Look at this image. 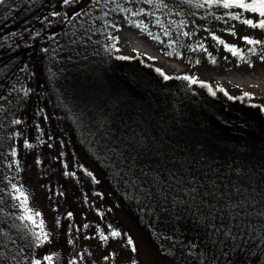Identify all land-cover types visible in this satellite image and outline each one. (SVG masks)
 I'll return each mask as SVG.
<instances>
[{
	"label": "trees",
	"instance_id": "1",
	"mask_svg": "<svg viewBox=\"0 0 264 264\" xmlns=\"http://www.w3.org/2000/svg\"><path fill=\"white\" fill-rule=\"evenodd\" d=\"M164 2L170 7L137 0V8L121 11L110 0L69 13L60 0H4L0 149L20 126L32 146L26 151L41 152L47 167L71 160V190L121 209L136 221L145 244L173 264H264V113L249 106L260 104L229 100L220 91L213 96L199 83L175 79L203 81L188 70L164 80L152 60L137 54L118 60L113 50L116 30L126 25L189 69L264 72V43L205 40L191 22L210 20L231 33L247 26L244 19L260 18L239 9L198 7L196 0ZM247 27L253 34L245 37L264 42V30ZM46 112L55 115L57 126L47 123ZM16 119L21 123H12ZM49 129L53 138L46 135ZM1 156L0 193L7 188ZM10 212L0 206V264H9L10 253L11 264H22L21 245L34 248L37 242L23 241L25 231L14 230ZM55 256L60 264L62 255Z\"/></svg>",
	"mask_w": 264,
	"mask_h": 264
},
{
	"label": "rangeland",
	"instance_id": "2",
	"mask_svg": "<svg viewBox=\"0 0 264 264\" xmlns=\"http://www.w3.org/2000/svg\"><path fill=\"white\" fill-rule=\"evenodd\" d=\"M103 2L104 0H100V3H95L94 0H76V7H73L72 3L65 5L63 0H60L59 6L60 8L65 7L71 13L78 6L90 7V5L96 6ZM115 4L119 5L120 9L137 8V0H116ZM168 6L170 7V4ZM172 8L176 9V4H173ZM150 20L151 18L147 22ZM181 20H185V18L183 17ZM191 22L194 31L201 38L208 40L210 36H217L236 46L240 45L242 37L253 34V31L247 26H237L231 33H225L221 24L210 20L193 21L192 19ZM135 24L137 27V17ZM125 26L116 30L114 34L113 50L115 55L131 57L137 54L146 57L152 60L156 68L161 69L166 75L184 73L188 70L200 80L209 83L210 86L223 88L230 95L248 92L252 96V99H248L249 102L264 106V72L261 68L237 71L215 69L202 65L189 69L182 62L166 59L156 48L139 37L140 33L137 32V28L131 29ZM65 37L64 34L62 39ZM117 49L119 50L117 51ZM45 116L47 123L51 120L53 125H58L57 118L55 115L51 116V112H46ZM64 122L63 120L62 123ZM46 135L53 138L52 130L49 129ZM11 138H15L14 143ZM7 140V146L0 149L1 160L4 162L2 170L4 168L5 173L2 184L7 187L4 192L3 188L1 189L2 204L0 206L14 211L9 213L12 214L11 217L15 221L12 222L14 230H24L23 241L30 244L31 238L34 239L33 233L38 232L39 229L34 228L27 221L21 222L18 219L23 214V209L20 206V201L13 199L17 193L12 186L16 185L27 194L28 207L33 210V213L36 211L41 213L37 219L43 220L44 231L48 233V241L39 247L35 244L34 253L32 244L21 245L22 251H24L21 259L22 264H32L35 258H42L41 263L48 264L44 260L46 255L52 256V264H56V254L62 255L59 260L60 264H132L133 261L136 264H173L165 256L157 255L149 245L145 244L136 221L128 217L121 209H114L108 201H104L98 196L87 192L79 193L81 194L79 195L71 190L70 179L68 175H65L69 172L71 160L60 158L61 161L57 162V165L45 166L41 152L36 151L35 154L33 151H26V134L20 126L13 129V135L10 131ZM1 145L2 143H0V147ZM13 150L16 151L15 156L12 155ZM65 165L69 168L64 169ZM68 213H72V216L69 217ZM25 224L28 226L25 227ZM113 230L119 231L121 236L112 238L110 233ZM100 233L109 236V239L101 240ZM129 238L133 241L132 246L127 244ZM132 247H135V252L131 251ZM13 260L15 257L10 253L8 263L11 264Z\"/></svg>",
	"mask_w": 264,
	"mask_h": 264
},
{
	"label": "snow or ice",
	"instance_id": "3",
	"mask_svg": "<svg viewBox=\"0 0 264 264\" xmlns=\"http://www.w3.org/2000/svg\"><path fill=\"white\" fill-rule=\"evenodd\" d=\"M4 2V0H0V4H2ZM74 0H63V3L65 5H69L71 3H73ZM95 3H100V0H94ZM109 2V0H104V3L107 4ZM111 2L115 3L116 0H111ZM145 3L152 5L154 3L162 6V7H167L168 5L164 2V0H144ZM185 2L191 4L193 3V0H185ZM196 4L198 7H205V6H219L222 7L223 9H239L241 10V12H249L251 14H256L258 15V17L260 19H258L257 21H253L252 19H244L242 21V23L244 25L250 26L252 28H258L261 30H264V0H196ZM119 7V5H117ZM121 11H125V9H120ZM142 11V10H141ZM55 14V13H54ZM138 14V13H133ZM105 15H107V13H105ZM230 16L231 19H239V16L236 15H231V13L228 14ZM235 34V33H233ZM185 35H187V33H185ZM214 39L217 40V43L220 44H224V42L222 40H219L216 37H213ZM241 39H243L247 44H261L264 43L262 41L259 40H253L250 39L248 37H242ZM226 50L230 51L234 56H240L239 53V49H237L234 45H224ZM202 47V45H201ZM119 49H117L118 51ZM250 51L255 52V49H250ZM166 55H171V53H166ZM116 59L118 60H128L130 59V57L127 56H117ZM241 60H243V57H240ZM261 59H264V57H261ZM215 61L213 60V63ZM251 66V65H249ZM155 71L161 75L163 77L164 80H169L172 79L173 77H169L168 75H166L161 69H155ZM175 79H183L185 81H187L189 84H197L199 83L202 87L207 88L208 92L215 96L217 91L220 92H224V95H226L228 97L229 100H240L242 103L245 101V99H252V96L250 93L248 92H243L241 94V96L239 97H233L231 95H229L227 92L224 91L223 88H217L216 90H213V88L208 85L206 82L203 81H198L195 77H190V76H183V77H175ZM250 107H259L260 111L262 113H264V106H260V105H249ZM12 123L14 124H20L21 121L19 119L13 120ZM25 147L26 148H31L32 146L25 141ZM12 155L15 156L16 155V151L13 150ZM37 163H39V161H37ZM65 175H70V173H65ZM88 175H91V173H88ZM13 189L15 190V192L17 193V195H15L13 197V199L20 201V206L23 209V214L20 215L18 217V219L21 222L27 221L28 224H31L34 228L39 229L38 232H34V238L36 243V246L39 247L40 245L45 244L48 241V233L44 231V222L43 220H39L37 218H39L41 216V213L39 211H36L33 213V210L31 208L28 207V196L27 194L20 188H17L16 185L12 186ZM68 216L71 217L72 213H68ZM57 223H59V221H57ZM25 227H27L28 225L25 224ZM85 227H87V225H85ZM29 231H31V229H29ZM100 239L103 241H107L109 239V236L104 235L103 233H100ZM110 236L112 238H117L121 236V233L119 231L113 230L110 233ZM127 244L129 246L133 245V241L131 238H129L127 240ZM132 252H135L136 249L135 247L131 248ZM44 259L48 262V264H52V256H45ZM105 259H107V257H105ZM32 264H41L40 260H33ZM132 264H136L135 261L132 262Z\"/></svg>",
	"mask_w": 264,
	"mask_h": 264
}]
</instances>
